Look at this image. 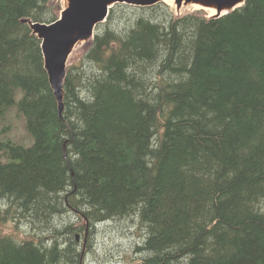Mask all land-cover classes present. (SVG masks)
Returning <instances> with one entry per match:
<instances>
[{
    "label": "trees",
    "instance_id": "1",
    "mask_svg": "<svg viewBox=\"0 0 264 264\" xmlns=\"http://www.w3.org/2000/svg\"><path fill=\"white\" fill-rule=\"evenodd\" d=\"M197 13L115 4L59 115L27 21L54 0H0V118L20 90L33 136L0 137V222L36 229L0 235V264H82L81 232L127 218L140 264H264V0Z\"/></svg>",
    "mask_w": 264,
    "mask_h": 264
},
{
    "label": "rangeland",
    "instance_id": "2",
    "mask_svg": "<svg viewBox=\"0 0 264 264\" xmlns=\"http://www.w3.org/2000/svg\"><path fill=\"white\" fill-rule=\"evenodd\" d=\"M54 3L55 13L59 15L60 10L68 4V0H54ZM164 3L169 5L176 16L195 11L201 16L209 17L205 11L195 9L189 3H183L179 8H177L172 1L169 2L167 0L164 1ZM89 42V40H80L71 48L66 67L79 60V56L84 52ZM21 96L22 92L18 90L15 95V103L12 104L0 118V128L2 129L0 137L21 146L29 147L33 144V136L28 132L25 118L23 115L19 114L17 108V102L20 100ZM63 218L66 223L78 222L79 219L75 217L74 213L69 211L64 213ZM35 231L36 230L32 229V227L30 228L28 224H26V226L19 224L14 228L12 222H0V235L10 233L17 240L24 238L29 233L36 234ZM141 232L142 229H140L138 224L132 223L129 219H121L120 221L112 220L104 224H98L91 229L89 228L88 232L85 231V236H83L84 231H82V235L80 239H78L80 244L78 248L80 246V250L83 254L82 264H140L141 254L138 252L137 247L140 245L139 241L142 239L139 238Z\"/></svg>",
    "mask_w": 264,
    "mask_h": 264
},
{
    "label": "water",
    "instance_id": "3",
    "mask_svg": "<svg viewBox=\"0 0 264 264\" xmlns=\"http://www.w3.org/2000/svg\"><path fill=\"white\" fill-rule=\"evenodd\" d=\"M165 0H68L60 11L61 18L51 23L28 21L33 33L41 40L44 69L52 93L57 102L58 114L63 110V80L66 75V61L71 48L80 40L88 41L93 37L94 29L105 21L109 9L115 3L137 6H150ZM246 0H174L177 8L183 3L214 5L216 15L222 9L227 12L242 5ZM240 3V4H239ZM239 4V5H237ZM235 6V7H233Z\"/></svg>",
    "mask_w": 264,
    "mask_h": 264
},
{
    "label": "bare ground",
    "instance_id": "4",
    "mask_svg": "<svg viewBox=\"0 0 264 264\" xmlns=\"http://www.w3.org/2000/svg\"><path fill=\"white\" fill-rule=\"evenodd\" d=\"M167 1V0H166ZM169 2H173V4H175L174 3V0H168ZM189 4H191L195 9H202L203 11H205L207 14H208V16H212V15H214V14H216V8H215V6L214 5H209V6H206V5H203V4H200V3H196V2H191V3H189ZM240 4V3H239ZM239 4H237V5H239ZM233 7H235V6H233ZM227 10L228 9H222L221 10V14H223V13H225V12H227ZM179 12V11H178ZM66 78V77H65ZM62 114V113H61ZM156 144V143H155ZM158 144V143H157ZM156 146V145H155ZM72 171V170H71ZM56 186V185H55ZM75 194V193H74ZM74 197V196H73ZM62 198V197H61ZM69 201V200H68ZM52 203V202H51ZM14 212V211H13ZM17 214V213H16ZM68 216V215H67ZM20 217V216H19ZM22 217H24V216H22ZM128 219V218H127ZM113 220V219H112ZM139 221V220H138ZM30 222V221H29ZM46 222V221H45ZM23 224V223H22ZM128 224H129V222H128ZM73 226H74V224H72ZM127 225V224H126ZM122 226V225H121ZM129 226V225H128ZM42 227V226H41ZM47 227V226H46ZM101 227V226H100ZM126 227V226H125ZM144 227V226H143ZM31 228V227H30ZM33 228V227H32ZM40 228V227H39ZM54 228V227H53ZM97 228V227H96ZM99 228V227H98ZM73 229V228H72ZM78 229V228H77ZM139 229V228H138ZM36 230V229H35ZM68 230V229H67ZM137 230V229H136ZM148 230V229H147ZM78 231V230H77ZM44 232V231H43ZM71 234V233H70ZM144 234V233H143ZM27 236V235H26ZM141 238V237H140ZM144 239V238H143ZM67 242H68V240H67ZM74 245V244H73ZM141 248V247H140ZM80 252V251H79ZM137 252V251H136ZM131 255V254H130ZM126 256H127V254H126ZM122 260V259H121ZM106 261V260H105ZM129 261V260H128ZM90 263V262H89ZM129 264V263H128Z\"/></svg>",
    "mask_w": 264,
    "mask_h": 264
}]
</instances>
